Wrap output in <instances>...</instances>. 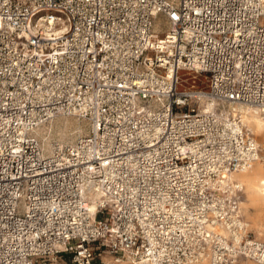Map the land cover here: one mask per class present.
<instances>
[{
	"label": "built area",
	"instance_id": "obj_1",
	"mask_svg": "<svg viewBox=\"0 0 264 264\" xmlns=\"http://www.w3.org/2000/svg\"><path fill=\"white\" fill-rule=\"evenodd\" d=\"M238 105L264 117V0H0V264H264ZM59 114L89 130L48 151Z\"/></svg>",
	"mask_w": 264,
	"mask_h": 264
},
{
	"label": "rangeland",
	"instance_id": "obj_2",
	"mask_svg": "<svg viewBox=\"0 0 264 264\" xmlns=\"http://www.w3.org/2000/svg\"><path fill=\"white\" fill-rule=\"evenodd\" d=\"M154 23H155L156 32H158L159 34H162L167 27L166 20L160 15L156 18ZM197 82H198V87L203 88V89L206 88L207 79L205 75H199ZM236 112L241 117L244 124L248 127V124L245 119V113L242 112L238 108L236 109ZM55 118L56 117H53L43 123L46 125V128H47L46 130H44L45 138H47L50 141V143H53L56 141L57 142H72L79 134H85L89 130L88 121L85 119L79 118L76 115H73V117H70V121H68L69 124L62 126V127H59L58 125H56V123L53 121V119ZM75 121H76V124H75ZM78 126H80V130H78L79 129ZM250 131L252 132L253 136L259 143L260 149H261L260 158L256 160L255 162L259 161L264 165V135L260 132L253 131L252 129H250ZM37 137L42 142L43 139H41L38 135ZM255 162L252 165H254ZM263 172H264V169H263ZM233 179L236 180L235 178ZM251 192H252L251 188H249L244 182H242L241 188L237 192L238 211L241 217L245 219V221L247 222L248 229L250 230L252 236L264 241V205L260 207L250 205V207L248 208L247 198ZM261 192L263 193V196H264V189H262ZM97 251L99 252V255L96 256L95 264H128L126 262H115L114 261L115 257L105 250H97ZM204 263L208 264L206 262H203L200 264H204ZM129 264H132V263L129 262ZM238 264H256V263L250 260L241 259Z\"/></svg>",
	"mask_w": 264,
	"mask_h": 264
},
{
	"label": "bare ground",
	"instance_id": "obj_3",
	"mask_svg": "<svg viewBox=\"0 0 264 264\" xmlns=\"http://www.w3.org/2000/svg\"><path fill=\"white\" fill-rule=\"evenodd\" d=\"M61 27H55V28H51V31L48 32V35L54 39L57 35H59L61 32ZM208 108L211 107L210 104L207 105ZM235 111L236 109H240L242 112L245 113V119L246 122L248 124V127L250 129H252L253 131L256 132H260L264 135V117H262L258 111L249 105H238V107H234ZM56 118L53 119V121L56 123V125H58L59 127L65 126L67 124H69L68 121H70V117H73V115L70 114H59L57 116H55ZM76 124V121H75ZM78 130H80V126H78ZM46 125L43 124L41 126H39L37 128V130L35 131V133L41 138L43 139V147L44 149H47L48 151L50 150V147L52 145V143H50V141L45 138V132L44 130H46ZM249 129V130H250ZM80 135V134H79ZM264 165L257 161L255 162L254 165L251 166V168H247V169H243L237 172H233L229 175V178L233 181H236L238 184H242V182H244L249 188H251V193L248 195V203H247V207L249 208L250 205H254L257 207L263 206L264 205V196L263 193L261 192L264 186ZM233 178H235L236 180H234ZM91 209L95 208V203H91L90 204ZM115 262H118L116 259H114ZM120 262H126L129 264L128 260H123ZM203 262L207 263V260H204ZM201 262V263H203ZM196 264H200V263H196ZM205 264V263H204Z\"/></svg>",
	"mask_w": 264,
	"mask_h": 264
}]
</instances>
